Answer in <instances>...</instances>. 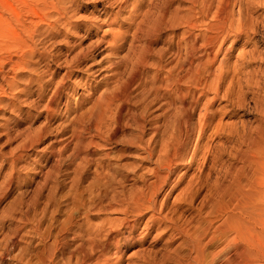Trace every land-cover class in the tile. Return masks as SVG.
Returning <instances> with one entry per match:
<instances>
[{"label":"rangeland","instance_id":"obj_1","mask_svg":"<svg viewBox=\"0 0 264 264\" xmlns=\"http://www.w3.org/2000/svg\"><path fill=\"white\" fill-rule=\"evenodd\" d=\"M67 1L58 21L59 0H0V264H226L227 254L250 264L232 248L218 255L229 243L252 247L253 263L264 264V225L219 235L239 220L220 189L239 176L251 181L257 168L264 182V38H231L210 63L202 52L187 58L178 43L186 26L176 21L154 37L130 30L115 52L108 43L115 29L127 30L135 15L144 19L143 9L151 10L150 25L159 1ZM259 8L244 13L264 30ZM36 12L48 22L39 33ZM234 14L240 17L239 5ZM242 50L255 52L251 64L238 57ZM72 60L81 62L69 66ZM169 72L181 78L170 87L175 98L164 81ZM115 91L114 107L102 116L103 95ZM207 115L212 121L201 136ZM169 142L177 143L171 151L181 164L163 183L157 176L168 171L157 169ZM153 186L162 187L157 209L166 219L150 226L148 213L135 222L128 198Z\"/></svg>","mask_w":264,"mask_h":264},{"label":"bare ground","instance_id":"obj_2","mask_svg":"<svg viewBox=\"0 0 264 264\" xmlns=\"http://www.w3.org/2000/svg\"><path fill=\"white\" fill-rule=\"evenodd\" d=\"M74 1V0H73ZM79 1V0H78ZM115 1V0H114ZM142 1V0H141ZM154 1V0H153ZM159 4H160V9H159V14H155L156 16L155 18H152L150 25L147 24L148 19L150 16L148 15L149 12H151V10L145 11L146 13H144V9L141 11V15H145L144 19H140L139 17L136 20V15L134 16L132 21H136L131 22L130 26L127 28V30L125 29L124 31H122L119 27L120 30L115 29V32H113V39L111 41H107L111 46L113 51H117L119 46L122 45V40H125V38L127 37V35L130 33V30L136 28V31L134 34V37L137 38L138 36L141 35V30L145 29L147 32H145V35L148 37H154V36H159L161 34V32L163 31V29L167 26H175L176 25V21L180 22V24H183L186 26L185 28V32H183V34L180 36V40L178 41L179 43V47H184L186 50V56L187 58H190L188 56H199V54L202 52V54L204 55H208L209 60L208 62H213L215 61V59H217L216 57L220 54V52H222V50L225 47V43L227 42V40L233 38V39H241L243 37H245V41L248 44H251L253 41H255L254 43H259L262 41V39L264 38V30H261V26L259 25L256 26L254 24H251L250 22V17L246 16V14L244 13V11L247 9L254 11V8L256 7H263L264 8V0L263 1H259V0H182L184 3H188L187 6H178L176 9L174 7L176 0H158ZM80 2V1H79ZM124 0H117L116 2H109L113 5L117 4V3H123ZM145 2V1H144ZM69 3L67 0H59V4H61L62 6H55V8L58 10L57 12L59 13V15H57V20L59 21L62 17H65V15L63 16V9H66V4ZM143 3V2H142ZM153 3V2H152ZM71 4V3H70ZM110 4V5H111ZM127 4V3H124ZM108 5V4H107ZM109 6V7H112ZM235 5H239L241 8V14L239 18H235L234 14V6ZM116 6V5H115ZM114 6V7H115ZM123 4L120 6V8L122 9ZM109 7H106V9L108 10ZM124 7V6H123ZM138 7H140V2L139 5L136 4L135 6V12H137L136 10L138 9ZM174 7V8H173ZM119 8V9H120ZM259 8V9H260ZM141 9V7H140ZM245 9V10H244ZM67 10V9H66ZM114 10V9H113ZM139 10V9H138ZM256 10V9H255ZM121 11V10H120ZM184 14H183V13ZM256 12V11H255ZM37 13V12H36ZM122 13V12H121ZM247 13V12H246ZM249 13V12H248ZM38 14V13H37ZM105 14V13H104ZM111 14V13H110ZM109 14V15H110ZM120 15V14H119ZM134 15V14H133ZM138 15V14H137ZM172 16V22L171 20H169L168 16ZM212 15V20H208L209 17ZM48 18L52 17L51 15H47ZM56 17V16H55ZM105 17V16H104ZM119 17V16H118ZM125 17V16H124ZM129 17V16H128ZM54 18V17H53ZM100 18V16H99ZM117 18V17H116ZM132 18V17H131ZM255 18V17H254ZM125 19V18H124ZM54 20V19H53ZM101 20V19H100ZM126 20V19H125ZM258 20V19H257ZM112 21V20H111ZM109 22V21H108ZM113 22V21H112ZM40 23H48L47 19H45L43 16L41 15H37V19L35 20V24H36V33L40 32ZM102 23V22H101ZM105 23V21H104ZM111 23V22H110ZM118 23V22H117ZM116 23V24H117ZM55 24V23H54ZM129 24V23H128ZM112 25V24H111ZM115 26V25H114ZM121 26V24H120ZM125 26V25H124ZM127 26V25H126ZM135 26V27H134ZM178 26V25H177ZM122 27V26H121ZM183 27V26H182ZM111 28V27H110ZM109 28V30H110ZM124 28V27H123ZM180 28V27H179ZM263 28V27H262ZM100 28H98L99 30ZM113 29V28H111ZM171 29V28H169ZM178 29V28H177ZM97 30V29H96ZM108 30V29H107ZM108 30V31H109ZM144 30V31H145ZM112 31V30H111ZM109 31V32H111ZM166 31V30H165ZM100 32V31H99ZM108 32V33H109ZM106 33V32H105ZM103 33V34H105ZM107 34V33H106ZM93 35V33H92ZM103 36V35H102ZM101 36V37H102ZM98 37V36H97ZM106 37V36H103ZM102 37V38H103ZM257 37H261L262 39H258L255 40ZM100 39V38H99ZM104 40V39H103ZM135 40V39H134ZM140 40V39H139ZM144 40V39H143ZM101 41V40H100ZM133 41V40H131ZM102 42V41H101ZM233 42V41H232ZM100 43V42H99ZM143 43V42H142ZM130 44V43H129ZM99 45V44H98ZM100 46V45H99ZM34 52H36L38 50V43L37 40H33V45H32ZM31 47V48H32ZM93 47V46H92ZM145 48V47H144ZM93 49V48H90ZM146 49V48H145ZM95 50V48L93 49ZM92 51V50H91ZM90 51V52H91ZM149 51V50H148ZM229 51H231V48L227 49V53H229ZM33 52V53H34ZM89 52V51H88ZM84 53V52H83ZM86 53V51H85ZM84 53V54H85ZM139 53V52H138ZM255 52L250 51V52H245L244 50H242L238 57L239 58H243L245 60V62H247L248 64H251L254 59H255ZM88 54V53H87ZM115 54V53H114ZM140 54V53H139ZM179 54V53H178ZM185 54V53H183ZM86 55V54H85ZM84 58H87L85 57ZM141 55L143 56V54L141 53ZM145 55V54H144ZM80 54L77 56V59H79ZM76 57V56H75ZM145 57V56H144ZM144 57H140L137 58L141 64V62H145L146 60H144ZM200 57V56H199ZM203 57V56H202ZM206 57V56H205ZM82 58V57H81ZM128 58V57H127ZM193 59V58H192ZM185 60V59H184ZM194 60V59H193ZM218 60V59H217ZM20 61V60H19ZM132 61V60H131ZM136 61V60H135ZM134 61V62H135ZM187 61V60H185ZM184 61V62H185ZM224 61V60H223ZM75 62L77 64H75ZM81 62V61H80ZM79 60H72V62L70 63L69 66H75V65H79ZM137 62V63H139ZM162 62V61H161ZM202 62V61H201ZM21 63V62H20ZM179 63V62H177ZM193 63V62H192ZM221 63V62H220ZM96 64V63H95ZM201 64V63H200ZM138 65V64H136ZM158 65V64H157ZM180 65V64H179ZM183 65H185L183 63ZM182 65V66H183ZM187 65V64H186ZM189 65H191L189 63ZM188 65V68H190ZM202 65V64H201ZM210 65V64H209ZM142 66V65H141ZM163 66V65H162ZM174 66V65H173ZM197 66V65H196ZM24 67V66H23ZM26 67V66H25ZM24 67V68H25ZM177 68V66H175ZM179 67V66H178ZM184 67V66H183ZM186 67V66H185ZM192 67V66H191ZM195 67V66H194ZM199 67H201L199 65ZM203 67V66H202ZM212 67V66H211ZM72 68V67H71ZM135 68V67H134ZM199 69V68H198ZM172 70V69H171ZM174 70V68H173ZM177 70V69H176ZM70 72V71H69ZM199 72V71H198ZM202 72V71H201ZM187 73V72H186ZM206 73V72H205ZM251 73V72H250ZM177 75V74H176ZM198 75V74H197ZM158 76V75H157ZM178 76V75H177ZM175 76L173 73L167 74V76H165L164 81H168L170 84L166 85L168 90H170L171 96L172 98L176 97V94L174 93V91H171L172 86L177 85L178 83L181 82V78L179 79L180 82H178V77ZM181 76V75H180ZM185 76V75H184ZM190 76V75H189ZM203 77V76H202ZM159 78V77H156ZM185 78V77H184ZM197 78V77H195ZM209 79V78H208ZM226 79V78H224ZM195 81V80H194ZM210 82V80H209ZM214 83V81H213ZM157 84V83H156ZM197 84V83H196ZM223 84V83H222ZM231 84V83H230ZM158 85V84H157ZM154 84V87L156 89H159V86H157ZM186 85V84H185ZM191 85V84H188ZM195 85V82H194ZM208 85V82H207ZM210 85V84H209ZM64 86V85H63ZM63 86L61 88H63ZM153 86V85H152ZM197 86V85H196ZM199 86V83H198ZM60 89V86H58ZM70 87V86H69ZM153 87V88H154ZM162 87V84H161ZM201 87V86H200ZM154 88V89H155ZM165 88V87H164ZM206 88V85H205ZM210 88V87H209ZM222 85L221 83L218 84L215 87V92L216 95H219V92L221 91ZM231 88V87H230ZM228 89L227 91V95L230 93ZM166 89V88H165ZM61 90V89H60ZM149 90V89H148ZM59 91V90H58ZM58 91L54 94H59ZM76 91V90H75ZM205 91V90H204ZM209 91V90H208ZM112 92V91H111ZM122 92V91H121ZM207 92V91H206ZM189 93V90H188ZM107 94V93H106ZM105 94V95H106ZM116 91L115 93H112L110 96H105L103 95V100L100 101V103L103 101V105L101 106V104L99 106H101L100 108H102L103 112H102V116H105L108 113V110L111 108V106H113V102L114 99L119 95ZM186 94V93H185ZM195 94V92H194ZM203 95H206V93H202ZM113 95V96H112ZM70 96V95H69ZM182 96V95H181ZM188 96V95H187ZM57 96H53V99L50 101L52 104L55 101V98ZM120 97V96H119ZM122 97V96H121ZM178 97V96H177ZM183 97V96H182ZM194 97V96H193ZM196 97V95H195ZM194 97V98H195ZM217 96H215L214 98H216ZM52 98V97H51ZM186 98V97H183ZM193 98V100H194ZM200 98V97H199ZM117 99V98H116ZM178 99V98H177ZM180 99V98H179ZM178 99V100H179ZM192 100V101H193ZM196 100V98H195ZM174 101V100H172ZM197 101V100H196ZM181 102V101H180ZM194 102V101H193ZM176 103V102H175ZM185 105V102H183ZM195 103V102H194ZM198 103V102H197ZM210 103V102H208ZM115 104V102H114ZM123 104V103H122ZM191 104V103H190ZM193 104V103H192ZM191 104V105H192ZM177 105V104H176ZM193 106V105H192ZM190 106V109L191 107ZM196 106V104H195ZM50 107V106H49ZM114 107V106H113ZM120 107V106H119ZM122 107V106H121ZM125 107V106H123ZM185 107V106H184ZM188 107V106H186ZM99 108V107H98ZM99 108V109H100ZM195 108V107H194ZM124 109V108H123ZM122 109V110H123ZM184 109V108H183ZM189 109V110H190ZM188 110V111H189ZM192 111V110H191ZM123 112V111H122ZM187 112V110L185 111ZM189 113V112H188ZM192 113V112H191ZM191 113L187 115V117H184V121L185 123L189 126V124H191L189 122V117L191 116ZM194 113V112H193ZM209 113V112H208ZM207 113V114H208ZM263 113H264V108H263ZM117 114V113H116ZM179 114V113H178ZM98 117V116H97ZM107 117V116H106ZM208 119L210 121L207 120V122H205L204 124L201 125L200 127V135L204 136L206 133L207 128L209 127V125L211 124L210 122L212 121L211 118L212 116H208ZM97 119V118H96ZM100 120V119H99ZM192 121V119L190 120ZM205 121V120H204ZM177 122V121H176ZM203 123V122H202ZM102 125V124H101ZM104 125V124H103ZM177 125V124H176ZM184 125V124H183ZM191 126V125H190ZM177 127V126H176ZM99 128V127H98ZM102 128V127H101ZM186 128V127H185ZM159 129V128H158ZM189 129V128H188ZM166 132V131H165ZM183 132V131H182ZM159 134V133H158ZM161 134V133H160ZM156 135V134H155ZM162 136V135H161ZM175 137V136H174ZM165 139V137H164ZM166 141V140H165ZM165 145V143H164ZM177 147V143L176 142H172L169 144H167L164 149H163V155L160 158V162H159V169H163V171L167 170V174L166 176H160V174L157 176L159 179L162 180L163 183L167 182V179L169 178V176H171L172 172H173V166L174 168L176 167V165H180L181 163L177 162L176 160V155L173 154V151H171V149H173V147ZM162 149V148H161ZM161 151V150H160ZM159 151V152H160ZM177 151V149H176ZM160 157V156H159ZM240 169V168H239ZM258 172L259 169L257 168ZM161 171V170H160ZM238 171V170H237ZM242 171V169H241ZM162 172V171H161ZM257 173H255L254 178L249 181V182H242L243 178L241 176L237 177L235 179V181L230 184V185H226L223 186L220 189V196L223 199H228L229 203H232L236 206V209L239 212V220H237V222H229L227 225L222 226V228H220V234L222 236H227V233L229 231H234L235 232V237L241 236L243 231H258L257 228L259 225H264V182H260V175ZM159 173V172H158ZM234 173V172H233ZM242 173V172H241ZM237 174V173H236ZM240 174V172H239ZM234 176V175H233ZM249 177V176H248ZM247 177V178H248ZM155 184V183H154ZM222 186V184H221ZM162 189V187L158 188L155 186H153L152 188H149V190L147 192H145V190H143V192L138 193L140 191H137V194H134L132 196H130L128 198V203L125 206V210L131 211L134 216H136V219L134 218L133 220L135 222L138 221V219L144 215V214H148L151 213L152 215L150 216V220L147 223V225L152 226L153 224H155L156 222L158 223V221L160 223L164 222V220L166 219V217H162V216H158V209H157V196L160 192V190ZM221 198V199H222ZM227 201V200H226ZM228 206H225V208H223V212H226ZM162 211V210H161ZM128 212V213H131ZM166 216V215H165ZM168 218V217H167ZM153 220V224L151 225V221ZM136 224V223H135ZM135 224H130V227H134ZM162 225V224H161ZM167 226V225H166ZM165 226V227H166ZM169 227V226H168ZM184 230V229H183ZM185 231V230H184ZM200 242V241H199ZM198 242V244H200ZM202 244V243H201ZM198 247L197 252H199V255H201L203 257L204 254V249L201 246ZM249 244L250 245H255L253 241L249 240ZM245 246V245H244ZM243 244H238V243H234L233 245L231 243H229L227 246H225L219 253L222 254L225 251H229L231 248L235 250L237 256H241L243 261L246 263H250V264H254V258L256 256L253 255V249L250 246H246L244 247ZM228 255V254H227ZM226 256H222L223 259H226V264H234L235 263V258L233 257H227ZM204 258H205V254H204Z\"/></svg>","mask_w":264,"mask_h":264}]
</instances>
